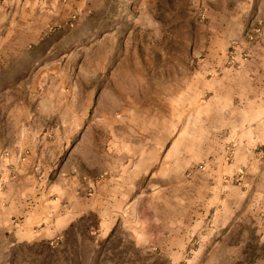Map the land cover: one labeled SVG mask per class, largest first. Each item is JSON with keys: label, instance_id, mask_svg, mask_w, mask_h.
<instances>
[{"label": "rangeland", "instance_id": "rangeland-1", "mask_svg": "<svg viewBox=\"0 0 264 264\" xmlns=\"http://www.w3.org/2000/svg\"><path fill=\"white\" fill-rule=\"evenodd\" d=\"M88 211L169 264H264V0H0V264Z\"/></svg>", "mask_w": 264, "mask_h": 264}, {"label": "trees", "instance_id": "trees-1", "mask_svg": "<svg viewBox=\"0 0 264 264\" xmlns=\"http://www.w3.org/2000/svg\"><path fill=\"white\" fill-rule=\"evenodd\" d=\"M41 259L38 264H169L161 255H141L132 242L124 243L117 228L99 237V217L93 211L81 214L61 232L56 243H37Z\"/></svg>", "mask_w": 264, "mask_h": 264}]
</instances>
